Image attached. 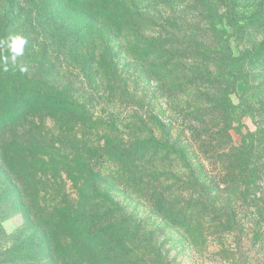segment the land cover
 Returning a JSON list of instances; mask_svg holds the SVG:
<instances>
[{
  "label": "rangeland",
  "instance_id": "374dc122",
  "mask_svg": "<svg viewBox=\"0 0 264 264\" xmlns=\"http://www.w3.org/2000/svg\"><path fill=\"white\" fill-rule=\"evenodd\" d=\"M62 1L0 0V40L27 41L15 63L0 47V264H264L258 215L264 207V0H116L138 22L131 41L141 35L162 43L153 55L198 50L200 40L215 44L216 52L203 59H174L187 70L209 67L219 81L214 97L151 77L144 71L150 61L130 56L124 42L113 63L127 89L103 93L72 58L73 47L59 42L63 18H70ZM226 50L241 67L237 83L243 84L225 100L219 61ZM58 95L56 103L69 96L79 105L68 131L62 117L46 112ZM226 103L240 122L229 124ZM86 112L119 124L143 122L149 136L173 150L161 146L142 171L122 167L100 151L113 132L87 129L80 122ZM74 214L82 223L92 220L102 238L81 244V254L73 249L49 258L42 227ZM69 243L61 241L63 249Z\"/></svg>",
  "mask_w": 264,
  "mask_h": 264
},
{
  "label": "trees",
  "instance_id": "16d2710c",
  "mask_svg": "<svg viewBox=\"0 0 264 264\" xmlns=\"http://www.w3.org/2000/svg\"><path fill=\"white\" fill-rule=\"evenodd\" d=\"M62 9L70 10L68 14L70 18H63L64 33L60 36L59 42L62 45L66 43L73 47L70 51L72 58L76 62L79 59L83 63V68L94 75L103 93L108 90L113 91L115 88H119L120 92H125L127 89L125 80L118 73L113 63L119 56L123 45L122 42H124L126 46H129L128 53L130 56L133 55L139 60L150 61L148 65H145L144 71L149 73L151 77L157 78L161 82H167L170 85L173 84L174 88L178 87L181 89L186 85V91L192 95L195 92H199L206 96L211 94L212 97L215 96L219 81L212 76L213 72L209 67L203 71L200 69L187 70L185 65L184 68L186 69H183L181 63L174 62V59L180 61L190 57L203 59L211 51L216 52L218 48L215 44L208 46L204 40H200L197 46L198 50L188 49L181 54L178 51L158 52L153 55L156 52V46H162V43L155 38L148 42L151 39L147 40L141 35L135 36L136 38L139 37L135 42L131 41L132 24H137L138 22L133 23V15L120 9L116 0H63ZM11 11L12 3L7 6V14L9 15ZM69 39L72 42H68ZM139 39L140 41H138ZM139 43H141L140 46H138ZM134 48L136 50L132 51L131 49ZM212 55L217 59L218 55L216 53ZM232 56L231 51L227 52L226 50L224 57L219 61L221 62L219 76L224 78L227 83V89L223 95L225 100L226 98L228 99L229 94L232 92L231 88L232 90H240L243 84V81H241L242 83H237L241 67H238V63L233 62ZM14 72L16 71L14 70ZM4 93L3 84L0 83V96ZM52 99L55 102V100L60 99V95L54 96ZM54 102L47 106L46 112L55 120L62 117L59 124L65 128V131H68L67 129L73 126L70 125L69 121L75 123L73 114L79 105H74L77 102L69 98V96L63 97L58 103ZM213 103L215 102L213 101ZM228 105L226 103V107L229 108V115L233 118L228 121L229 124L236 120L240 122L242 116L236 111V107ZM215 107L213 111L216 109ZM19 117L22 116L19 114L9 122L11 127L17 125ZM80 118H82L80 122L87 124V129L100 126L113 132V136L103 137L102 142L104 145L100 146V151L107 155L112 154L114 157L111 159L122 167L132 165L135 170L142 171L147 161H151L154 156L161 154V146H167V154L173 150L171 148L173 144L168 141H166L167 143H160L153 136H149L150 133L143 122L133 123V126L130 123L119 124L113 119L110 121L95 119L91 114L87 116V112ZM121 126L124 130L127 129L130 132L127 137L124 131L121 130ZM152 147L156 148L153 151V156L149 154V149ZM80 197L84 199L85 193ZM75 213L78 214V210ZM77 214L65 220L64 223L58 222L42 227V234L45 238L42 249L49 258L52 259L58 253L61 257L62 255H69V252H72L73 249L76 250V254H81L84 252L82 249L78 251L81 244L91 247L93 244L96 245V241L102 238L100 227H95V224L90 219H88V222L82 223L78 219ZM258 215L264 218V207L259 210ZM92 216L95 215L88 217L92 219ZM260 234L259 232L258 235ZM66 240L70 241V243L68 248L63 249L61 241ZM94 250L96 251L95 247L92 248V252ZM59 263H63L62 259Z\"/></svg>",
  "mask_w": 264,
  "mask_h": 264
},
{
  "label": "clouds",
  "instance_id": "9594fccd",
  "mask_svg": "<svg viewBox=\"0 0 264 264\" xmlns=\"http://www.w3.org/2000/svg\"><path fill=\"white\" fill-rule=\"evenodd\" d=\"M27 43L26 39L21 36H15L10 38V42L7 40H0V47L6 46L8 51L11 53V61L15 63L17 57L22 56L24 54V46ZM3 70H8V56H4L3 58ZM21 71H26L25 68H21Z\"/></svg>",
  "mask_w": 264,
  "mask_h": 264
}]
</instances>
